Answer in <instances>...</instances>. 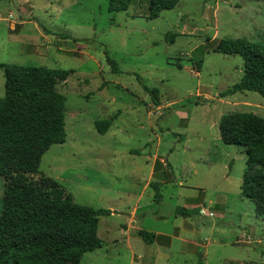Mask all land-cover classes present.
Here are the masks:
<instances>
[{
  "label": "rangeland",
  "instance_id": "obj_1",
  "mask_svg": "<svg viewBox=\"0 0 264 264\" xmlns=\"http://www.w3.org/2000/svg\"><path fill=\"white\" fill-rule=\"evenodd\" d=\"M148 14V0L117 13L107 0H0V63L69 72L57 85L65 142L41 156L39 173L76 204L112 212L98 221L103 246L80 264H264V217L241 196L245 151L218 132L233 113L264 117V98H221L243 60L216 51L226 39L264 46V0H178ZM110 118L98 134L94 121ZM2 189L0 178V209ZM195 204L203 214L175 213ZM134 208V228L166 237L146 244L131 229L127 242ZM184 240L198 246L183 252Z\"/></svg>",
  "mask_w": 264,
  "mask_h": 264
},
{
  "label": "trees",
  "instance_id": "obj_2",
  "mask_svg": "<svg viewBox=\"0 0 264 264\" xmlns=\"http://www.w3.org/2000/svg\"><path fill=\"white\" fill-rule=\"evenodd\" d=\"M132 1L107 0L108 12L125 11ZM177 2L148 0V18H157ZM216 51L243 60L241 79L221 92V98L239 92H254L264 98L263 45L226 39L218 43ZM107 62L114 71V63ZM0 69L4 78L0 97V264H80L85 253L103 246L97 235L98 221L112 212L76 204L70 194L38 170L49 147L65 142L66 98L57 85L69 72L4 63ZM112 121L96 120L93 125L104 135ZM218 132L224 144L244 149L241 196L252 201L257 216L264 217V119L249 112L233 113L221 119ZM194 212L175 210L185 217ZM137 235L146 244L155 237L142 230Z\"/></svg>",
  "mask_w": 264,
  "mask_h": 264
},
{
  "label": "crops",
  "instance_id": "obj_3",
  "mask_svg": "<svg viewBox=\"0 0 264 264\" xmlns=\"http://www.w3.org/2000/svg\"><path fill=\"white\" fill-rule=\"evenodd\" d=\"M232 96H231V100H232ZM233 99H235V98H233ZM235 106H237L236 104H235ZM260 108H261V110H264V107H261L260 106ZM254 114V113H253ZM256 115V114H255ZM257 116H259V115H257ZM260 117H262V116H260ZM263 119H264V117H262ZM160 162H162V160H159ZM155 163H157V161L156 160H152L151 161V164H150V170H149V173H148V176H147V178L143 181V189H145L146 187H149V184L151 183V181H152V179H153V177H154V170H155ZM185 209V208H184ZM190 209H193V210H196V209H199V210H201V208H200V206H199V204H195V205H192L191 206V208ZM203 212H204V210L202 209L201 210V213L200 214H203ZM136 209L134 208L132 211H131V213L129 214V215H127V223H126V225H124V227H123V233L124 234H126V236H125V239L127 240V242L129 241V239H130V236H131V231L134 229V231L136 230V231H138V230H140V229H138V228H134L133 227V225L135 224V220H136ZM132 229V230H131ZM136 234V233H135ZM154 235H155V237H154V239H153V242L154 241H156V239H157V237L158 236H163V237H166V236H164V235H162V234H156V233H154ZM187 244H192V245H195L196 247L198 246V244L197 243H195V242H188L187 240H184L183 241V245H182V251L183 252H185V251H187L186 250V245ZM201 258H202V255H201Z\"/></svg>",
  "mask_w": 264,
  "mask_h": 264
}]
</instances>
